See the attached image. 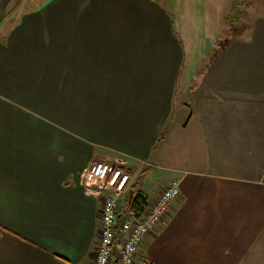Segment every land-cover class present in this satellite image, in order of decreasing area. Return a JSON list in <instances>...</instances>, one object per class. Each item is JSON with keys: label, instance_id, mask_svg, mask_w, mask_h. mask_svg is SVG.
I'll return each instance as SVG.
<instances>
[{"label": "crops", "instance_id": "1", "mask_svg": "<svg viewBox=\"0 0 264 264\" xmlns=\"http://www.w3.org/2000/svg\"><path fill=\"white\" fill-rule=\"evenodd\" d=\"M173 1L0 0V264H92L97 160L180 180L136 264H264V4L202 67Z\"/></svg>", "mask_w": 264, "mask_h": 264}, {"label": "built area", "instance_id": "2", "mask_svg": "<svg viewBox=\"0 0 264 264\" xmlns=\"http://www.w3.org/2000/svg\"><path fill=\"white\" fill-rule=\"evenodd\" d=\"M133 180L127 167L109 161L97 160L85 169L86 190L102 195L101 226L92 264H136L145 237L163 223L180 194V180L174 178L155 200L145 204L139 216L120 214L119 197L129 193Z\"/></svg>", "mask_w": 264, "mask_h": 264}, {"label": "rangeland", "instance_id": "3", "mask_svg": "<svg viewBox=\"0 0 264 264\" xmlns=\"http://www.w3.org/2000/svg\"><path fill=\"white\" fill-rule=\"evenodd\" d=\"M230 1L232 2V0H175L177 3L176 6L179 7L180 15L172 14L174 18L173 24L175 29H178L180 24L185 25L182 38L186 48V62L197 60L198 66L203 67L212 55L218 51L219 46L225 42L227 37L238 35L239 33L242 35L247 33V29L253 22L254 17L260 12L259 8L264 4V0H244L247 2L242 7L244 14L236 20L228 19L224 22L223 18L228 15L227 9ZM160 3L163 7L171 11L174 1L160 0ZM206 14H209L210 18L213 19L215 24V27H213L215 30L214 33L218 34L219 41H216L217 36L215 38L214 34H209L208 40L207 37H204V34L207 33L205 25L203 26L205 24ZM191 40L192 47L190 48L189 41ZM211 46H213V49H210Z\"/></svg>", "mask_w": 264, "mask_h": 264}, {"label": "trees", "instance_id": "4", "mask_svg": "<svg viewBox=\"0 0 264 264\" xmlns=\"http://www.w3.org/2000/svg\"><path fill=\"white\" fill-rule=\"evenodd\" d=\"M246 4L247 2H245L244 0H232L229 13L226 16L225 20H236L240 16H242V14H244V10L242 9V7H244V5ZM144 206L145 201L143 196L134 191L132 196L127 195L125 204L121 211L122 213H128L137 217L143 211Z\"/></svg>", "mask_w": 264, "mask_h": 264}, {"label": "water", "instance_id": "5", "mask_svg": "<svg viewBox=\"0 0 264 264\" xmlns=\"http://www.w3.org/2000/svg\"><path fill=\"white\" fill-rule=\"evenodd\" d=\"M133 192H134V190H133V189H132V190H130V192H129V196H132Z\"/></svg>", "mask_w": 264, "mask_h": 264}]
</instances>
